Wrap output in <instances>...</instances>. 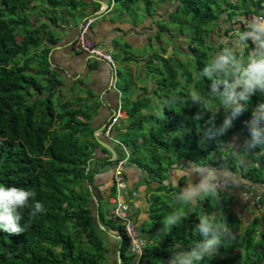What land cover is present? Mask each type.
<instances>
[{
    "label": "trees",
    "instance_id": "trees-1",
    "mask_svg": "<svg viewBox=\"0 0 264 264\" xmlns=\"http://www.w3.org/2000/svg\"><path fill=\"white\" fill-rule=\"evenodd\" d=\"M116 1L130 9L140 0ZM146 1L151 3V0ZM173 1L178 3L175 12L182 9L188 17L185 21L197 27L189 33L188 56L192 61L184 63L174 49L172 56L150 57V74L156 83L154 93L161 102L152 105L151 99L132 101L127 98L130 125L122 133L121 141L129 147L131 160L146 167L150 175L156 174L160 182L166 179L174 164L185 159L237 171L242 163L233 156V148L224 147L234 133L245 141L251 138L246 122L251 119L252 110L264 102V97L259 93L254 95L247 111L233 121L225 134L210 141L202 140L205 132L209 129L215 132L222 125L226 114L219 99L207 95L211 81L200 72L213 52L230 45L223 40L220 43L212 40L219 30L224 29L225 34L243 31L244 25L238 18L264 13V0L253 1V6L245 8L235 6L237 0L223 3L219 0ZM40 3L52 8L62 5L61 0H0V184L34 190L35 199L46 210L30 221L29 210H23L21 226L25 222L30 224L24 233L11 234L0 229V264H103L108 252L102 237L105 231L96 222V204L88 187L91 181L88 161L97 144L88 136H93L94 129L89 121L77 119L84 112L82 109L56 110L48 61L40 53L41 59L33 54L42 43L41 30L31 22L32 11ZM160 34L161 29L158 39ZM251 47L249 42L242 55L246 56ZM35 58L39 61L37 65H33ZM155 60L162 61V65ZM41 74L47 76L45 82L39 78ZM132 87L127 83L124 91L129 93ZM191 88L205 98L206 105L191 102ZM172 98H176L175 103H165ZM146 107L150 109L144 113ZM197 114L201 116L198 120L195 119ZM243 149L254 163L261 164L259 167L251 165L245 176L252 184L264 183V145L251 151ZM143 150L152 151L151 161L143 158ZM99 160L102 164L112 163L105 158ZM220 195L222 203L216 206L210 205L208 199L203 200L201 212L194 210L190 214L187 230H183L185 223L181 222L164 237L162 220L170 210L160 207L152 211L154 226L150 233L161 240V246L153 255L148 254L146 248V264H161V260L171 258L167 250L170 243L179 242L190 251L202 239L197 231L199 221L194 222L192 218L205 214L226 222L235 239H225L216 254L198 264H264V233L259 231L257 222L243 227L231 210L234 195L228 190H221ZM99 207L102 223L108 229L121 232L117 248L120 264H131L129 241L122 227L111 218H105Z\"/></svg>",
    "mask_w": 264,
    "mask_h": 264
},
{
    "label": "crops",
    "instance_id": "crops-1",
    "mask_svg": "<svg viewBox=\"0 0 264 264\" xmlns=\"http://www.w3.org/2000/svg\"><path fill=\"white\" fill-rule=\"evenodd\" d=\"M161 1L163 6L156 10L161 28L154 23L151 13L146 12L147 10L140 9L142 19L138 21L131 16L130 9H127L125 5L122 4L121 8H117L119 2L116 0H61L62 5L57 8L40 3L31 14V22H35L33 24L41 30L42 37L41 46L33 54L37 55V59H41L38 54L40 53L48 61L50 66L48 78L54 84L52 89L55 91L53 100L56 110L62 112L65 108L82 109L84 112L80 113L77 119L89 121V125L94 129L93 136H88V139L97 142V144L88 161L87 169L91 172V181L88 182L91 195L92 189L100 195L99 203L95 202V212H97V208L100 211L99 206L101 208L105 206L107 200L113 204L111 196L114 194V162L125 157L120 145L105 135L104 129L107 123L118 115L111 135L114 139L121 141L122 133H125L130 125L126 105L127 98L132 101L155 99L154 102H161L158 97H155L156 83L150 74L152 64L149 59L155 54L168 57L167 51L170 46L173 49L176 46L177 52L182 47L179 45V37H175L174 33L171 44L167 43L163 46L162 37L158 39V31L161 29L163 32L164 30L162 22L170 18L178 7V3L173 0ZM149 4L151 7V3ZM103 6H107L108 9L102 10ZM252 15L248 19H251ZM90 16L98 17L91 26L90 37L97 44L112 52L114 63H109L98 57H90L74 47V41L82 22ZM154 38L157 45L155 48H153ZM148 47L152 49L148 50ZM163 48L166 49V52L163 51ZM44 50L48 52L44 53ZM132 50L136 52L133 53ZM36 58L33 65L39 63ZM154 62L158 63L159 61L155 60ZM159 64L162 65V61ZM46 77V75H39L43 82L46 81ZM130 81L133 87L129 93H126L124 85ZM143 112L147 113L148 110L144 108ZM83 138L87 139V137ZM233 138H236V145L240 149L239 161L242 163V167H239L237 171L218 170L227 171L230 174L228 191L234 195L231 210L240 218L243 227L256 221L259 231L262 232L264 230V183L252 184L245 176L251 165L259 167L261 164L254 163L249 153L242 148L245 140L235 133L228 137L225 149L233 148L229 145ZM115 144L118 146L116 147ZM102 158L112 163L102 164L99 160ZM191 163L194 161L185 159L174 164L167 172L166 179L160 182L158 176L154 173L150 175L146 167L132 161L131 158L126 161L125 199L131 203L133 217L142 233L148 238L147 248L150 255L159 251V246H161V240L153 238L150 233L152 228H148L149 223H153L152 211L160 207L170 210L168 211L169 215L173 211H179L178 204L172 198L173 194L178 193L180 189L187 186V182L191 181L186 175L176 177L173 173L182 165L188 166ZM189 179L193 183H197L199 180L195 175ZM165 186L166 189L161 188ZM244 192L249 193L245 195ZM134 193L136 194L134 195ZM203 200L204 198L201 201L202 208ZM196 205H200V200L192 206ZM112 208L107 209L108 217ZM104 209L106 208L104 207ZM184 223L183 230H187L189 220ZM162 230L171 231L165 230L163 227ZM175 244L181 245L179 250L186 251L183 244L170 243L167 250L171 256L173 251L177 250L173 247ZM169 259L165 258L161 264H167Z\"/></svg>",
    "mask_w": 264,
    "mask_h": 264
},
{
    "label": "clouds",
    "instance_id": "clouds-1",
    "mask_svg": "<svg viewBox=\"0 0 264 264\" xmlns=\"http://www.w3.org/2000/svg\"><path fill=\"white\" fill-rule=\"evenodd\" d=\"M241 19L244 30L236 34L235 39L228 47L222 48L205 64L200 72L203 78L211 81L210 91L207 95L213 99L218 98L220 106L225 111V118L222 125L213 132L209 129L204 133L203 139L210 141L215 137L223 135L232 127L233 121L243 112L247 111L251 98L259 93L264 97V13ZM249 42L251 50L243 56ZM190 100L193 104L206 105L207 101L197 91L190 93ZM172 98L165 103H175ZM207 111V109H205ZM197 114L195 119H200ZM250 139L245 141L243 148L249 151L264 145V102L259 103L253 110L252 116L246 122ZM234 148L233 156L239 158L240 149L236 145V138L231 144ZM176 177L187 176V186L173 194V200L181 205H195L201 198L208 199L213 206L222 203L220 192L227 188L230 174L211 166H203L194 162L188 166L182 165L174 173ZM199 178L193 183L191 176ZM178 187V183H177ZM36 192L24 187H7L0 184V229L11 234H21L30 226L24 221L23 210L28 209L29 221L46 210L44 205L35 199ZM187 215L180 211H173L162 220L165 230L179 225ZM197 231L202 239L196 242L190 251H181V245L175 244L177 249L173 251L172 257L167 264H198L217 253L225 239H235V234L228 227L226 222L217 221L209 215L198 217ZM167 232H165V235Z\"/></svg>",
    "mask_w": 264,
    "mask_h": 264
},
{
    "label": "rangeland",
    "instance_id": "rangeland-1",
    "mask_svg": "<svg viewBox=\"0 0 264 264\" xmlns=\"http://www.w3.org/2000/svg\"><path fill=\"white\" fill-rule=\"evenodd\" d=\"M219 1L221 3H223V2L228 1V0H219ZM231 1H234V0H231ZM253 1H257V0H237V2L235 3V6H238V7H241V8H243V7L244 8L245 7H251V6H253ZM262 4L264 6V1H263ZM121 6H122V3L119 2L116 7L117 8H121ZM162 6H163V2L161 0H151V7H150V4H148L146 0H140L139 2H137L136 4H134V5H132L130 7V11L129 12H130L132 17H134L138 21H141L142 13H141L140 9L142 8L144 11L147 10L146 12L151 13L152 18L154 20V23L158 24V27H160L159 23H161V22H159V20L157 19L156 10H159L158 8H161ZM174 18H176V19H174ZM186 18H188V17L184 14L183 10L180 9L179 11L173 13L170 16V18L164 20L162 22V27H164L165 31L166 30L167 31L170 30L171 33L176 34L175 37L176 36L179 37V39H180V41H179L180 44L179 45L182 46V48L179 49L178 55H179V58L181 59V61H183L184 63L187 64L190 61H192L191 57L188 56V54L190 53V49L188 47V44H189V41H190L189 33L192 34V30L193 31L196 30L197 27L194 24L192 25L191 23L186 22L185 21ZM210 26H211V24H209L208 27H210ZM216 29L219 30L218 27ZM165 31L161 32V34H160L161 35L160 38L162 37L161 40L163 41V46H165L167 43H170V44L173 43L172 38H174L173 35H169V34H167V31L166 32ZM238 32H239V30H235L234 32H230L229 34H225L224 29L223 30L220 29V32L218 34H216L213 37L212 40L217 41L218 43H220V41L223 40V41L227 42V44H230L229 42H232L235 39L236 34ZM155 47H157V45H156V41H155V38H154L153 39V48H155ZM225 47H227V46H225ZM171 48L173 49V47L170 46V49ZM151 49L152 48L148 47V50H151ZM174 50H175V52H177V47L176 46H174ZM220 50H222V48H220ZM132 52L135 53L136 51L132 50ZM167 53H168V56H172L173 55V53H171V54L169 53V50L167 51ZM217 53L218 52H216V51L213 52V56L216 55ZM139 80H141V78H139ZM130 84H132L131 81H130ZM154 86H155V84H154ZM191 89H192V91H195L194 88H191ZM154 101H155V99L152 100V102H151L152 105H155ZM146 109L148 110L150 108L146 107ZM115 145H116V147L118 146L117 144H115ZM119 147H120L121 151L124 152L123 148L121 146H119ZM141 154H142V156H144L143 158L145 160L151 161L152 156H153L152 151L149 152V151L143 150V152H141ZM244 193L248 194L249 192H244ZM247 194H245V195H247ZM113 195L114 194H112V196ZM201 201H202V198L200 199V205H196V206H192V205L181 206V205L178 204L179 211L183 212V213H185L187 215V218L183 219L182 222L190 220V214H191V212L193 210H196V211L199 210L201 212V209H200V206L202 205ZM211 204L212 203H210V205ZM104 207L106 209H104ZM112 207H113V204H110L108 200L105 201V206H103L101 208L102 211L104 212V217L105 218L108 217L107 213H106L107 209H111ZM201 208H202V206H201ZM108 218H111L115 222V224H117V226H118L117 219L112 218L111 215ZM192 219L195 222L198 219V217L197 218H192ZM153 226H154L153 223L150 222L148 228L149 227L152 228ZM187 228H188V226H187ZM172 229L173 228L168 229V230H172ZM165 232H167V231L162 230V237L165 236ZM262 233H264V230L262 231ZM102 237L104 238L106 246L108 247L107 257H106L105 261L103 262V264H120L121 262L119 261L120 258L118 256V252H117L118 251L117 248H118L119 239L117 240V239L109 236L106 231L102 233ZM162 237L160 239H163ZM160 262H162V260Z\"/></svg>",
    "mask_w": 264,
    "mask_h": 264
},
{
    "label": "built area",
    "instance_id": "built-area-1",
    "mask_svg": "<svg viewBox=\"0 0 264 264\" xmlns=\"http://www.w3.org/2000/svg\"><path fill=\"white\" fill-rule=\"evenodd\" d=\"M102 10H107L108 7H102ZM259 15L253 14L251 17ZM97 16H90L86 18L79 29L78 35L74 41V47L78 51L85 52L90 57H98L109 63H114V57L111 51L97 44L90 37V30L93 22L97 19ZM117 117H114L109 123H107L104 133L107 137L111 138L118 145H120L125 153V157L115 160L114 163V195L111 196V200L114 204L110 215L112 218L117 219L118 226H121L124 234L129 241V251L132 256V264H146L144 254L148 246V238L142 233L138 227L136 220L132 214V206L129 200L125 199L126 190V177H125V165L126 161L131 157L129 147L120 140L114 139L111 135L114 125L116 124ZM227 188L222 191H227ZM136 193H134L135 195ZM247 194V193H245ZM260 198V197H259ZM119 240L122 239L121 232L117 230ZM121 262V260H119Z\"/></svg>",
    "mask_w": 264,
    "mask_h": 264
},
{
    "label": "water",
    "instance_id": "water-1",
    "mask_svg": "<svg viewBox=\"0 0 264 264\" xmlns=\"http://www.w3.org/2000/svg\"><path fill=\"white\" fill-rule=\"evenodd\" d=\"M169 53L171 54V53H173V50L172 49H169ZM92 197H93V199H94V201L96 202V203H99V200H100V195H99V193H97L95 190H93L92 189ZM96 222H97V224H98V226L101 228V229H103L104 231H106L110 236H112L113 238H115V239H119V235H118V232H117V230H115V229H108L103 223H102V221H101V219H100V215H99V209L97 208V212H96ZM118 252V256H119V258H120V251L118 250L117 251ZM120 260H121V258H120Z\"/></svg>",
    "mask_w": 264,
    "mask_h": 264
}]
</instances>
